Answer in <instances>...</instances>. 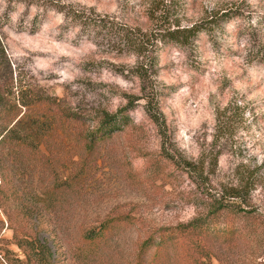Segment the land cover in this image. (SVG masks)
<instances>
[{"label": "rangeland", "instance_id": "obj_1", "mask_svg": "<svg viewBox=\"0 0 264 264\" xmlns=\"http://www.w3.org/2000/svg\"><path fill=\"white\" fill-rule=\"evenodd\" d=\"M192 25L184 45L158 32ZM150 98L165 148L199 164L200 184L163 154ZM102 113L119 126L94 139ZM20 117L33 136L0 149V178L51 264H191L142 243L169 231L198 241L172 230L208 214L207 190L237 184L250 214L202 218L224 230L202 242L203 260L264 264V0H0V133ZM1 237L0 264H37L7 225Z\"/></svg>", "mask_w": 264, "mask_h": 264}, {"label": "trees", "instance_id": "obj_2", "mask_svg": "<svg viewBox=\"0 0 264 264\" xmlns=\"http://www.w3.org/2000/svg\"><path fill=\"white\" fill-rule=\"evenodd\" d=\"M150 19V17H148ZM152 19V18H151ZM150 19V20H151ZM94 25H99L103 27L104 29H107L108 31H111L113 29V25L105 20H99L98 22L93 23ZM209 26H211L209 24ZM205 31V28H203ZM207 30V29H206ZM199 31L198 27L196 25H192L189 27L184 28H173V29H165L163 31H158L159 34L162 33V37L165 40H168L170 42H174L178 45H184V42H187L188 38L192 35H195ZM125 38L129 40V42L132 41V36L125 32ZM145 110L148 113L151 121L155 124L157 132L159 133L161 137V149L163 151V154L166 156V158L175 165L180 170L185 171L189 175V177L193 178L194 182L196 184H200L203 180V174L201 168H199V164L195 163L193 161L186 160L182 158L179 155H175L173 153H170L165 148V142L168 140L166 136L165 131V123L161 119V113L159 111L158 103L157 101L150 98V101H148L145 105ZM23 119H25L23 117ZM118 116L117 114H106L102 113L100 116V122L97 134L95 133L94 136H92L94 139L102 137V134L111 133L112 131L117 130L118 124ZM22 119L21 117L9 128L3 130L0 133V149L8 143V140L13 137H19L21 138H27L29 136H33L32 132L35 128L32 127H22ZM35 124V123H33ZM32 124V125H33ZM29 126V125H28ZM37 129L40 128L39 126L36 127ZM34 147H36L34 145ZM2 155V153H0ZM0 155V169H1V156ZM0 209L4 216L7 218L6 222L0 220V243L4 241V238L1 237V231L3 228L9 227L12 230V239L10 240L11 243L17 245V247L22 251V253L25 255L27 261H34L37 264H51L52 255L49 252V249L46 245V243L39 239L36 235H32L30 232L33 231L31 225H21L19 223H16L14 221L13 215H27V212L30 211L29 207H26L24 204V199L20 196H17L15 192H10L9 188L7 187V182L4 181V179L0 178ZM207 203H206V209H208L207 213L209 215L216 214L221 211H234L236 213H241V215H244V217H247L248 214H250V210L247 208L246 204L248 198V192L245 186L239 184L237 185H230L223 191L218 192L219 195H213L210 191L207 190ZM230 198L236 199V201L239 202V205L232 206L234 201H230ZM241 202V203H240ZM245 204L244 206H241L242 204ZM32 212V211H31ZM208 214L203 215L200 217L198 215L197 217H194L187 223H180L177 224L172 231L179 232L181 236L189 237L195 235L198 236V241L192 240V241H186L187 243H183L181 245V241H177V239L174 237V234L171 231L167 233H163L161 235H157L156 237L150 236L142 243V248L148 247L153 244L157 245H163V244H169L170 245V251H172L173 256H177L181 253H184V258L188 259L191 264H207L203 258L209 261L211 249L209 247H205L202 242L205 240V238L209 237L212 233L217 232H223L222 230H212L209 229L206 224L200 223V220L206 219L209 217ZM6 224V225H5ZM30 230V232H29ZM93 234V233H91ZM196 248H199L196 251ZM5 252H10L8 249H3L0 246V254ZM17 263L23 264L24 262L20 259H16ZM25 264V263H24Z\"/></svg>", "mask_w": 264, "mask_h": 264}]
</instances>
